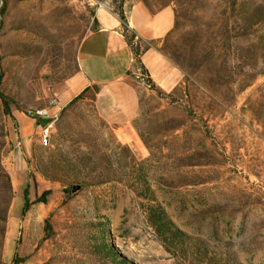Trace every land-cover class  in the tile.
Listing matches in <instances>:
<instances>
[{
  "label": "rangeland",
  "instance_id": "1",
  "mask_svg": "<svg viewBox=\"0 0 264 264\" xmlns=\"http://www.w3.org/2000/svg\"><path fill=\"white\" fill-rule=\"evenodd\" d=\"M138 4L175 11L158 48L196 74L190 95L171 60L183 91L140 64ZM115 25L140 55L129 127L107 124L93 92L62 100L83 40ZM0 77V264H264V0H0ZM35 109L52 114L48 145ZM161 209L191 240L165 246Z\"/></svg>",
  "mask_w": 264,
  "mask_h": 264
},
{
  "label": "crops",
  "instance_id": "2",
  "mask_svg": "<svg viewBox=\"0 0 264 264\" xmlns=\"http://www.w3.org/2000/svg\"><path fill=\"white\" fill-rule=\"evenodd\" d=\"M175 20L172 7L154 12L143 4L133 8L131 17L136 40L151 46L141 55L148 77L166 91L181 83L179 70L158 48L173 30ZM117 27H103L86 36L78 53V71L66 82L62 100L69 102L91 88L98 115L113 127H129L139 109L137 90L125 80L135 65V42ZM30 120L25 121V127H34L35 120ZM25 136H30L29 130Z\"/></svg>",
  "mask_w": 264,
  "mask_h": 264
},
{
  "label": "trees",
  "instance_id": "3",
  "mask_svg": "<svg viewBox=\"0 0 264 264\" xmlns=\"http://www.w3.org/2000/svg\"><path fill=\"white\" fill-rule=\"evenodd\" d=\"M129 41L132 43L131 38H129ZM134 52H135L136 57L140 58V55L138 54L136 49H134ZM170 60L181 70V72H183L186 93L188 95H190V92H191L190 82L192 80H196V79H194L196 74L193 73L192 71H190V69L186 65L181 63L180 61H177V60H174L171 58H170ZM139 62L143 66L141 59L139 60ZM197 81H199L205 85L208 84L209 88H213V86H214L213 85L214 81H211L210 83H205V82L201 81L200 79H197ZM1 85H2V79L0 77V95L3 99L4 106L6 109V113L11 114L10 102L7 99V97L4 95V93L1 91ZM246 86H249V85H246ZM180 90L183 91L182 85L178 86L174 90V92H177ZM92 92L94 93V91L91 90V88H87L82 93H80L78 96H76L72 102L78 101V100L84 98L87 94L92 93ZM94 101H95V95H94ZM29 194H30V190H29V188H26L24 190V195L22 197L18 198V200L22 199V201L24 202L22 213H24L26 211V208L29 205V202H30ZM149 219H150V224L153 226L155 232L159 235V237L164 241L165 246L167 248L173 247L172 241H174L175 239L182 238V239L191 240V238L184 231H182L181 229H179L175 226L172 219H170V217L168 216V214L166 213L165 210L161 209L158 211H153V213L150 214ZM182 245H183V243H182ZM198 248L201 249V246H198ZM205 249H206V253H207L210 248H208V246H205ZM202 264H240V263L236 262L233 259L231 260L230 258H228V259L222 258V259L217 260V257L213 256V257L202 259Z\"/></svg>",
  "mask_w": 264,
  "mask_h": 264
},
{
  "label": "built area",
  "instance_id": "4",
  "mask_svg": "<svg viewBox=\"0 0 264 264\" xmlns=\"http://www.w3.org/2000/svg\"><path fill=\"white\" fill-rule=\"evenodd\" d=\"M28 114L30 117L36 118V120H38V121H40L43 118H51L52 117L50 109H35L33 111H29ZM51 126H52L51 124L47 125L46 127L42 126L41 136H42V140H43L44 145H48V143H49V139L51 137V130H50Z\"/></svg>",
  "mask_w": 264,
  "mask_h": 264
},
{
  "label": "water",
  "instance_id": "5",
  "mask_svg": "<svg viewBox=\"0 0 264 264\" xmlns=\"http://www.w3.org/2000/svg\"><path fill=\"white\" fill-rule=\"evenodd\" d=\"M52 122L51 118H43L40 120V124L43 127H46L47 125H49ZM82 188L81 185H76L73 187V192H77L78 190H80Z\"/></svg>",
  "mask_w": 264,
  "mask_h": 264
}]
</instances>
